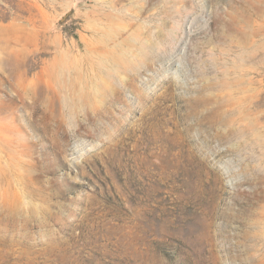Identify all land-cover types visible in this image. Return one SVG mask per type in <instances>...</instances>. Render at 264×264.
<instances>
[{
	"label": "rangeland",
	"instance_id": "rangeland-1",
	"mask_svg": "<svg viewBox=\"0 0 264 264\" xmlns=\"http://www.w3.org/2000/svg\"><path fill=\"white\" fill-rule=\"evenodd\" d=\"M0 264H264V0H0Z\"/></svg>",
	"mask_w": 264,
	"mask_h": 264
},
{
	"label": "bare ground",
	"instance_id": "bare-ground-1",
	"mask_svg": "<svg viewBox=\"0 0 264 264\" xmlns=\"http://www.w3.org/2000/svg\"><path fill=\"white\" fill-rule=\"evenodd\" d=\"M158 129L156 134L150 132L149 129L143 130L145 145L141 151H143L144 158L141 163H137L136 157L134 158L129 177V199L135 207L141 208L142 218L147 223L153 220H162V212L159 211V214L156 215V209H161L160 205L165 201L163 193L166 190L170 193L179 190L181 192L185 191V186L181 183L182 173L179 169L178 161L173 160L171 162L172 169L168 172V176H166L164 164L166 153L171 150H180V141L179 139L177 140L175 133L171 135L164 134L160 125H158ZM134 151L138 153L139 150L136 148ZM153 156L157 158L153 165L156 169L155 174L148 170V164ZM163 211L165 212V210Z\"/></svg>",
	"mask_w": 264,
	"mask_h": 264
}]
</instances>
